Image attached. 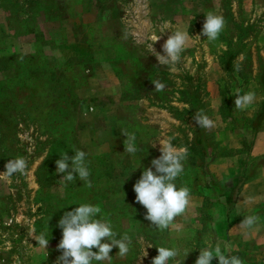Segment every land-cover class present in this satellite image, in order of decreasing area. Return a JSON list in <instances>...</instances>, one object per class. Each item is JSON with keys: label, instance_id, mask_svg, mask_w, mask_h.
Here are the masks:
<instances>
[{"label": "rangeland", "instance_id": "obj_1", "mask_svg": "<svg viewBox=\"0 0 264 264\" xmlns=\"http://www.w3.org/2000/svg\"><path fill=\"white\" fill-rule=\"evenodd\" d=\"M174 1L175 11L149 0L127 2L123 44L130 49H108L121 41L105 36L101 49L75 66L69 60L78 52L71 45L74 35L67 38L69 50L62 52L48 47L37 31L36 16L52 0H0V174L11 159L28 162L27 175L0 177V236L26 242L30 233H45L52 242L46 264H55L62 254L57 224L64 212L96 204L102 192L96 190L133 188L144 168L161 155V140L188 150L175 183L190 189L191 204L169 229L160 231L144 219L146 209L132 195V211L124 212L132 223L126 228L131 250L126 258L118 255L103 264H151L157 247L178 248V264H195L200 248L209 245L238 255L244 264H264V0ZM208 12L226 21L215 42L197 37ZM177 29L189 33V46L174 66L159 65L148 50L151 37L161 36L154 48L162 53ZM101 60L111 64L92 65ZM156 80L165 85L163 91H155ZM97 91L101 95L93 96ZM237 91L255 92V103L236 110ZM197 110L216 126L199 128L193 119ZM112 126L120 135L111 144L114 151L89 147L96 128ZM79 128L83 145L78 143ZM122 129L137 137L134 156L125 153ZM72 149L86 153L91 188L78 173L76 181H60L64 174L56 172L55 161L66 151L74 156ZM125 156L127 163L117 167ZM135 158L147 162L136 164ZM249 197L254 202L248 203ZM248 215L258 216L259 224L242 231L238 227ZM185 251L190 252L187 257Z\"/></svg>", "mask_w": 264, "mask_h": 264}, {"label": "clouds", "instance_id": "obj_2", "mask_svg": "<svg viewBox=\"0 0 264 264\" xmlns=\"http://www.w3.org/2000/svg\"><path fill=\"white\" fill-rule=\"evenodd\" d=\"M226 27L225 18L213 12L206 13V20L203 23L202 32L197 37L206 36L208 42H215ZM167 24L161 28L160 33H164ZM153 43L148 45L150 54L154 55L159 65L171 67L177 64L182 53L187 49L190 36L187 31L177 29L162 45V53L156 51L154 44L161 39V36H152ZM239 71V65L236 66ZM155 91H163L165 85L159 80L152 81ZM236 95L235 109L239 111L247 110L256 101L255 92H246ZM195 123L201 129L210 130L216 126V122L209 118L203 110H197L194 117ZM126 137L124 140L125 153L135 155L138 146L136 135L127 129L120 130ZM159 149L161 155L150 162V166L144 168L141 177L136 181L133 190L136 193V202L146 209L144 219L151 222L153 227L160 231L169 229L175 219L186 214L191 204V191L187 186L177 187L175 181L184 172V162L188 157V150L185 147L177 148L170 140H161ZM74 156H69L68 152L60 154V158L55 161L56 172L64 174L60 179L62 182L76 181L78 177L86 182L89 188L92 187L90 180L91 172L86 163V153L83 150L72 149ZM6 171L0 177L11 178L15 174L27 175L28 162L24 157H17L9 160L5 165ZM248 203L254 202L253 198L247 199ZM101 214L99 205L82 203L71 211H65L59 219L57 227L62 230V239L57 245L59 255L55 264H93V262L111 261L113 248H119L118 255L125 257L130 252L131 238L127 235L118 238V234L113 230L111 223L97 218ZM259 217L256 215L245 216L239 225V229L251 230L258 226ZM38 241V247L47 249L49 240L45 233L38 236L30 233ZM158 255L152 259L151 264H171L177 261L181 252L178 248L157 247ZM93 249H97L94 251ZM190 252L185 251L186 257ZM147 256V255H146ZM144 256V257H146ZM214 259H218V264H244L243 259L238 255H225L219 245L213 247L209 245L200 248L199 256L195 264H212ZM178 264V261H177Z\"/></svg>", "mask_w": 264, "mask_h": 264}, {"label": "crops", "instance_id": "obj_3", "mask_svg": "<svg viewBox=\"0 0 264 264\" xmlns=\"http://www.w3.org/2000/svg\"><path fill=\"white\" fill-rule=\"evenodd\" d=\"M133 1L135 0H52V3L48 4L51 6L50 8L45 6V10L40 9L38 14L41 15L36 16L40 22L38 21L36 27L40 26L41 30H37L38 28L35 29L49 41L50 45H47L48 47L56 50L59 49L62 52L69 50L67 38L69 35H74L75 43L71 45H74L78 52L69 60H73L75 66H80V63H78L79 60L83 62L85 59H89L87 57H91L94 51L101 49L100 45L103 42L102 37L113 36L116 40L121 41V43L117 42L116 45L108 48L110 50L121 51V49H124L126 51L127 48L130 49L128 44H123L126 36H128L124 19V8L127 2L131 3ZM140 1L144 2L145 0ZM149 1L158 8L165 9V11H175L178 7V2L174 0ZM58 7H60V9L62 8V11ZM172 17H174V12L172 13ZM95 35L97 37H95ZM46 40L43 39V44L47 42ZM122 44L123 46H121ZM111 56H113V54ZM115 57L116 53L114 55V58ZM110 64V62L101 60L92 65L101 67ZM92 95L99 97L101 92L97 91L96 94L94 93ZM82 133L83 128H79L77 137L80 145H83V142L80 141ZM93 134L94 137H89V147H101L104 149L108 146V151L111 149V144L117 142V138L120 137L119 129L115 126H112L110 129H108V127L96 128ZM95 151L96 150L93 152L96 153ZM112 151H114V149H111L109 152ZM127 160L125 156L120 159L119 162L115 161L117 167H119L120 164H126ZM135 162L136 164L140 163V165H142L147 161L144 162L142 158H135ZM115 174H117V172ZM111 176L107 179V185L111 183ZM96 191H102L98 193L99 197L97 201H95L96 204H94L99 205L101 208V214L97 218L110 222L113 230L118 234V238L124 235L131 237L130 234H127L126 230L128 226L132 225L131 219L124 215V212L132 211L130 198L135 194L133 188ZM19 247L22 248V251H19ZM51 251V240H49L48 248L42 249L38 247V241L35 240L34 236L28 237L26 242L19 241V237L15 235L0 236V262H2V264H7V260L8 264H22L23 261L21 260L24 259H26L24 264H46V260L49 258ZM118 252V246L113 248L110 253V255H112L111 262L118 257Z\"/></svg>", "mask_w": 264, "mask_h": 264}]
</instances>
